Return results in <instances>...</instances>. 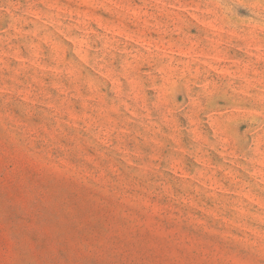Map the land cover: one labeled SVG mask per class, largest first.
<instances>
[{
  "label": "rangeland",
  "instance_id": "1",
  "mask_svg": "<svg viewBox=\"0 0 264 264\" xmlns=\"http://www.w3.org/2000/svg\"><path fill=\"white\" fill-rule=\"evenodd\" d=\"M0 264H264V0H0Z\"/></svg>",
  "mask_w": 264,
  "mask_h": 264
}]
</instances>
